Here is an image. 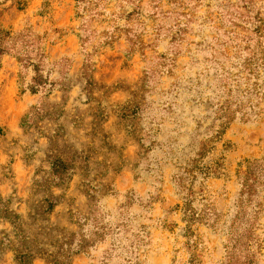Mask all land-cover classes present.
Masks as SVG:
<instances>
[{"label":"rangeland","instance_id":"374dc122","mask_svg":"<svg viewBox=\"0 0 264 264\" xmlns=\"http://www.w3.org/2000/svg\"><path fill=\"white\" fill-rule=\"evenodd\" d=\"M0 264H264V0H0Z\"/></svg>","mask_w":264,"mask_h":264},{"label":"trees","instance_id":"16d2710c","mask_svg":"<svg viewBox=\"0 0 264 264\" xmlns=\"http://www.w3.org/2000/svg\"><path fill=\"white\" fill-rule=\"evenodd\" d=\"M29 254V253H28Z\"/></svg>","mask_w":264,"mask_h":264}]
</instances>
